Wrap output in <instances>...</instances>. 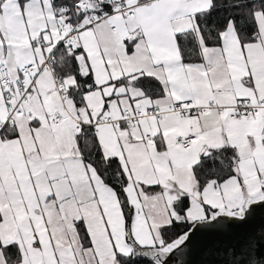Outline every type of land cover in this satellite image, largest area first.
Instances as JSON below:
<instances>
[{
  "label": "snow or ice",
  "instance_id": "1",
  "mask_svg": "<svg viewBox=\"0 0 264 264\" xmlns=\"http://www.w3.org/2000/svg\"><path fill=\"white\" fill-rule=\"evenodd\" d=\"M258 207L264 0H0V264H249Z\"/></svg>",
  "mask_w": 264,
  "mask_h": 264
},
{
  "label": "water",
  "instance_id": "2",
  "mask_svg": "<svg viewBox=\"0 0 264 264\" xmlns=\"http://www.w3.org/2000/svg\"><path fill=\"white\" fill-rule=\"evenodd\" d=\"M230 221L225 218L219 226L209 228L201 227L191 238V243L174 250L165 258L166 264H234L231 252L225 254L221 240L223 236H218V231H225ZM251 226L255 229V236L258 238L264 230V207H258L251 219ZM239 225H233L238 229ZM249 259L248 257H236L235 260ZM249 264H264V248L257 250L254 245Z\"/></svg>",
  "mask_w": 264,
  "mask_h": 264
}]
</instances>
